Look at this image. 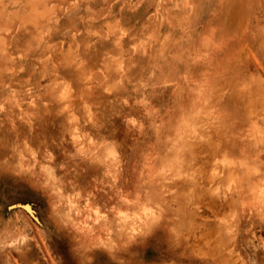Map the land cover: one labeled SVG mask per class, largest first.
<instances>
[{
  "label": "rangeland",
  "instance_id": "374dc122",
  "mask_svg": "<svg viewBox=\"0 0 264 264\" xmlns=\"http://www.w3.org/2000/svg\"><path fill=\"white\" fill-rule=\"evenodd\" d=\"M254 7L247 25L250 31L244 32L237 25L235 10L220 0H145L143 11L135 8L133 0H0V146L13 140L14 157V163L0 162V216L7 213L5 220L34 231L31 259L55 264L53 254L61 264H76L67 237L49 223L57 216L69 220L71 216L57 210L46 217L51 201L46 203L35 182L4 176L8 172L25 176L39 165L45 187L62 181L55 153L50 149L42 153L24 136L36 120L45 119L48 123L36 130L38 138L49 143L58 140L59 131L50 118L55 115L57 125L59 117L65 116L63 132L77 149L76 157L95 164L103 174L119 171L124 147L139 180L137 187H149L157 173L186 171L193 176L192 181H173L180 195L169 220L178 218L177 231H171L173 224L168 221L163 230L157 226L146 231L141 239L153 241L143 244L141 253H132L140 257L136 264H174L168 260L170 244L191 264H264V215L252 211L264 202V188L252 179L264 169V83L249 79L240 85L244 93L224 94L225 87L236 85L240 66L250 58L252 44L244 38H264V8ZM127 32L132 35L126 36ZM137 56L143 64L137 63ZM129 66L140 68L141 73L147 70L148 80H155L157 74L162 78L149 86L140 76L127 75L124 69ZM70 68L72 72L65 75ZM117 91L124 95H113ZM110 95L112 99H103ZM125 99L127 105L121 103ZM50 101L58 106L55 113L44 109ZM60 105L71 114L61 112ZM121 108L127 111L120 123ZM96 115L101 119L89 123ZM210 118L216 121L212 139L202 140ZM105 119L114 120L121 130L117 138L123 129V144L89 131L107 127L111 133ZM221 139L231 153L226 149L217 155ZM213 140L215 148H209ZM218 171L236 180L241 191L220 212L198 215L183 195L185 185L205 182L206 186ZM80 195H67L69 210ZM130 207L117 213L122 231L113 232L116 240H127L124 229L130 223ZM235 212L239 216L230 223ZM222 230L235 237L223 252L218 235ZM3 231L5 237L11 236L7 229ZM134 241L135 237L105 251L116 264H129L117 253L127 251ZM7 242L0 238V248ZM87 255H81L80 264H88ZM0 258V264H7L3 253ZM93 264L110 262L106 254L97 252Z\"/></svg>",
  "mask_w": 264,
  "mask_h": 264
},
{
  "label": "clouds",
  "instance_id": "9594fccd",
  "mask_svg": "<svg viewBox=\"0 0 264 264\" xmlns=\"http://www.w3.org/2000/svg\"><path fill=\"white\" fill-rule=\"evenodd\" d=\"M221 3L229 4L236 12L237 25L243 28L244 32L250 31L248 28L249 18L255 5L259 4L264 8V0H220ZM135 9H133L134 11ZM261 19H264V13H261ZM78 35V33L74 34ZM247 42L252 44L250 51V58L240 66V76L234 87H225L224 94H242L245 89L240 85L247 83L249 79L264 83V38L253 39L250 37L244 38ZM108 91V89H104ZM151 100V99H149ZM127 105L128 101L125 99L121 102ZM51 104V107L49 106ZM56 105V104H55ZM35 108V104H33ZM54 101L44 104V109L52 112ZM58 106L56 105V108ZM60 107V106H59ZM130 107V106H129ZM3 106L0 105V111ZM91 110V109H89ZM60 111L65 115H69L70 110L67 107H60ZM97 111H99L97 109ZM121 116L118 119L121 123L126 119V111L124 108L120 109ZM52 117V116H51ZM50 117V118H51ZM59 120L57 125L52 118V127L57 128L59 131V138H52L50 143L44 139H40L36 129L29 128L24 135L26 142L31 143L35 147H39L41 152L50 149L55 153V167L57 168V175L62 177V181L55 186L45 187V177L41 174L39 165H36L34 171L25 176H14L11 172L5 173L8 176L17 180L32 181L38 185V192L51 204H47L46 217H50L57 210L62 215H70L71 219H63L62 216H57L55 219H50L49 223L54 228H59V233L67 237L70 244V251L76 264H80V257L83 254L87 255L88 264H93L97 252L106 254L110 264H116L114 260L105 251V248H116L124 243L131 242L135 237V241L131 248L127 251H120L117 255L128 261L129 264H136L140 257H133L132 253H141L142 245L149 244L152 239L143 241L141 237L146 231L159 226L163 230L167 225L166 221L173 224L172 232H176L178 225L173 217V207L176 204L177 198L180 193L177 192L176 187L173 186V181L188 180L192 181L193 176L188 172H183L180 175L156 174L153 177V183L149 187H137L139 180L135 175L132 167V162L125 154L127 151L124 147L120 148V163L117 165L118 172L112 174H103L102 169L98 167L85 166V161H77L76 148L72 146L70 138L63 132L62 125L65 116ZM101 117L96 115L93 121L89 123L95 124ZM48 121L40 120V127L44 126ZM112 131L108 132V128L97 130L95 127L90 128L93 136L97 138L101 136L107 137L109 140H119L123 144V129L120 138L116 137V133L121 131L115 125L114 120L108 121L105 119ZM104 123V124H105ZM215 119L210 118L208 121V132L200 136L202 140L212 139V126L215 125ZM39 127V128H40ZM43 140V144L40 141ZM13 140L9 142L8 146H0V162L7 159L9 163H14L13 154L10 151V146ZM90 165V163L88 162ZM118 177V178H117ZM252 179L260 181V187L264 188V173L257 171ZM144 183H148L145 181ZM43 188V191L39 189ZM186 191L183 195L188 197L187 203L192 205L197 210V214L207 217L205 211L213 212L214 209L202 203L205 196L202 193H208V199L222 203L225 206L230 200H233L241 191L238 187L236 180H228L223 171H218L217 176L213 177L211 182L200 183L198 186L192 184L185 185ZM255 191V189H252ZM82 193L73 202L69 210V202L67 195L69 193L75 194ZM183 204V201L181 202ZM125 206H131V215L129 216V226L124 229L128 233L127 240H116L113 237V232H121V220L118 218L117 213ZM246 207V205H242ZM252 211H259L264 215V202L259 206H253ZM99 215L100 219L97 220ZM7 216V213L4 214ZM4 216H0V238H7L8 242L0 248V253L7 257V264H39L38 260L31 259L30 254L32 249L36 247V236L30 226L21 224L17 221L5 220ZM239 216V212L233 213L231 221H234ZM87 225V227H85ZM4 229L10 233V237H5ZM224 242V248L221 251L227 250V245L235 238L232 232L227 233L221 231L218 233ZM11 239L16 240V244L11 243ZM84 246H89L92 250L80 251L78 249ZM172 248L169 253V259L174 261V264H184L185 261L191 264L190 259L181 258L179 248L169 245ZM15 253V255H13ZM55 264H61L60 258L53 255ZM2 259V258H0Z\"/></svg>",
  "mask_w": 264,
  "mask_h": 264
},
{
  "label": "snow or ice",
  "instance_id": "6c2138e0",
  "mask_svg": "<svg viewBox=\"0 0 264 264\" xmlns=\"http://www.w3.org/2000/svg\"><path fill=\"white\" fill-rule=\"evenodd\" d=\"M133 2H134V5H135V8H138L140 11H143V5L145 3V0H133ZM116 7H119V5L117 4ZM127 27L132 28V25L129 24V25H127ZM138 27L139 26L137 25L136 26L137 30H138ZM125 35L126 36H131L132 35V32H127V33H125ZM125 43L127 44V41H125ZM65 47H67V44H65ZM137 51H139V50H137ZM85 58L87 59V56ZM137 63L138 64H143L144 63V60L141 59L139 56H137ZM124 71H126L127 75L131 76L133 79H136L137 76H140L142 79H145V82L148 83L149 86H151V84L154 83V82H158L159 79L162 78V77H160L159 74H157V77H156L155 80H148V79H146L147 78V70H145L143 73H141L140 68L135 67V66H129V67L125 68ZM69 72H72V69L71 68L68 70V72L65 73V75H68ZM45 83H47V82L45 81ZM108 91H111V89H108ZM113 95H115V96H121V95H124V93L117 91V92H114ZM103 99L104 100L112 99V95H110V96H104ZM148 99H151V94H148ZM158 102L159 101H156V100H153L152 101L153 104H156ZM60 107H63V105H60ZM55 110H56V105H55V102H54V107L51 109V111L53 113H55ZM125 111H127V110L125 109ZM51 118H55V115H53ZM63 118H64L63 116H60L59 117V120H62ZM39 127H40V120L38 119V120L35 121V123L33 125V128L37 130V129H39ZM221 145L222 146L217 151V155H219L220 152H223L226 149L231 153V149L229 147V144L225 143L223 141V139H221ZM208 147L209 148H215V141L214 140L213 141H209ZM79 160L85 161V166L96 167L95 164H90L89 165L88 164V161L86 159H81V158L77 157V161H79ZM262 163H264V161H262ZM261 172L264 173V169H262ZM202 195L205 196V200L202 203V207L204 205H207L208 207L214 209L217 213L220 212L223 209L224 206H223L222 203H219V202L215 201L214 199H208L207 198L208 197V193L207 192L202 193ZM211 213L212 212L205 211L204 214L205 215H210Z\"/></svg>",
  "mask_w": 264,
  "mask_h": 264
}]
</instances>
